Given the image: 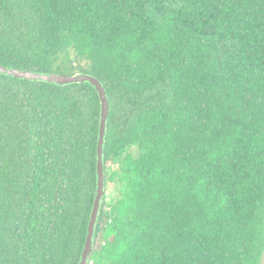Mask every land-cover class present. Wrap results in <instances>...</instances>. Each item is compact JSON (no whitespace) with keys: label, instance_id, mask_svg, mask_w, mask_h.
<instances>
[{"label":"trees","instance_id":"1","mask_svg":"<svg viewBox=\"0 0 264 264\" xmlns=\"http://www.w3.org/2000/svg\"><path fill=\"white\" fill-rule=\"evenodd\" d=\"M0 64L106 89L87 264H261L264 0H0ZM99 118L87 82L0 74V264L78 263Z\"/></svg>","mask_w":264,"mask_h":264},{"label":"water","instance_id":"2","mask_svg":"<svg viewBox=\"0 0 264 264\" xmlns=\"http://www.w3.org/2000/svg\"><path fill=\"white\" fill-rule=\"evenodd\" d=\"M0 74L28 81H42L58 86L73 83L87 82L96 90L100 102V118L96 143V189L90 211L87 231L83 248L77 264H87L95 239V225L100 210L101 201L105 190V163L103 161L104 142L106 136V123L108 119V96L103 83L94 75L76 72L74 74H58L54 72H41L27 69L8 67L0 64Z\"/></svg>","mask_w":264,"mask_h":264},{"label":"rangeland","instance_id":"3","mask_svg":"<svg viewBox=\"0 0 264 264\" xmlns=\"http://www.w3.org/2000/svg\"><path fill=\"white\" fill-rule=\"evenodd\" d=\"M114 168H115V164L114 163H111L109 165V168L108 169L109 170H112ZM104 194H105V201H106V203H109L115 197L116 191H115V189H114V187H113V185L111 183L105 184ZM106 209L108 210V207ZM261 264H264V254H263V257H262Z\"/></svg>","mask_w":264,"mask_h":264}]
</instances>
